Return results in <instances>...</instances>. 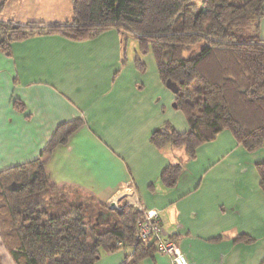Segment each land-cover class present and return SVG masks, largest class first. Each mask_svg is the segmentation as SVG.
I'll return each mask as SVG.
<instances>
[{
  "label": "crops",
  "instance_id": "crops-1",
  "mask_svg": "<svg viewBox=\"0 0 264 264\" xmlns=\"http://www.w3.org/2000/svg\"><path fill=\"white\" fill-rule=\"evenodd\" d=\"M56 2L45 0L40 30L0 49V171L40 158L56 128L76 122L66 141L41 157L51 183L108 207L130 196L158 209L163 236L190 264H264V192L256 169L264 142L246 150L225 129L191 158L182 148L154 146L150 133L164 121L179 132L188 124L170 107L174 95L151 53L117 25L85 40L48 33L44 26L73 20L71 2L69 14ZM259 34L264 39V17ZM175 163L182 170L166 186L161 171ZM130 251L101 252L95 264H122ZM0 264H15L1 234ZM138 264L172 263L153 251Z\"/></svg>",
  "mask_w": 264,
  "mask_h": 264
},
{
  "label": "trees",
  "instance_id": "trees-1",
  "mask_svg": "<svg viewBox=\"0 0 264 264\" xmlns=\"http://www.w3.org/2000/svg\"><path fill=\"white\" fill-rule=\"evenodd\" d=\"M72 23L44 26L77 40L111 25L128 30L142 53L150 52L159 78L174 95L188 128L169 123L150 133L156 147L182 148L189 158L201 144L228 129L246 150L264 142V39L259 23L264 0H71ZM41 26L0 20V49ZM77 126L60 124L41 157L64 143ZM38 158L0 171V234L15 264H95L101 252L131 247L122 264H138L156 251L154 241L135 238L139 212L72 197L49 180ZM264 192V159L256 164ZM182 166L160 174L172 186ZM69 190V189H68ZM70 191V190H69ZM104 215V216H103Z\"/></svg>",
  "mask_w": 264,
  "mask_h": 264
},
{
  "label": "built area",
  "instance_id": "built-area-1",
  "mask_svg": "<svg viewBox=\"0 0 264 264\" xmlns=\"http://www.w3.org/2000/svg\"><path fill=\"white\" fill-rule=\"evenodd\" d=\"M123 197L112 199L108 205L120 209L118 201ZM127 203L138 210L139 215L135 222V238L141 242L154 241L157 252L164 253L170 257L172 264H190L185 255L180 250L176 242L165 238L162 234L160 221V211L155 208H148L141 204L136 197L126 196ZM118 247L122 246L121 242L117 243Z\"/></svg>",
  "mask_w": 264,
  "mask_h": 264
},
{
  "label": "rangeland",
  "instance_id": "rangeland-1",
  "mask_svg": "<svg viewBox=\"0 0 264 264\" xmlns=\"http://www.w3.org/2000/svg\"><path fill=\"white\" fill-rule=\"evenodd\" d=\"M54 1L55 2L58 1V3L57 2L56 3L58 4L62 13L65 12V14H69L71 12L70 0H54ZM193 1L196 2L198 5L201 4V0H193ZM44 2L45 0H0V17L12 18L17 23L26 24L27 22H29L34 25H38L37 22L46 20L48 16L47 13L48 6H46ZM151 55H147V57L153 59ZM145 61L147 60L145 59ZM174 104H175L174 101L170 103V107L172 108V110L184 116V114L180 109L175 108ZM165 123H169V125L173 127L170 121H166V122L164 121L163 123H161V126H163V124ZM65 190L67 192H71L69 194L72 197H79L85 200L91 199L89 195L85 193H81L80 191L79 192L75 191L72 188L70 189L71 191H69L68 189Z\"/></svg>",
  "mask_w": 264,
  "mask_h": 264
},
{
  "label": "water",
  "instance_id": "water-1",
  "mask_svg": "<svg viewBox=\"0 0 264 264\" xmlns=\"http://www.w3.org/2000/svg\"><path fill=\"white\" fill-rule=\"evenodd\" d=\"M174 105H175V104H174ZM109 208L111 209V208H114V207H113V205H109Z\"/></svg>",
  "mask_w": 264,
  "mask_h": 264
}]
</instances>
